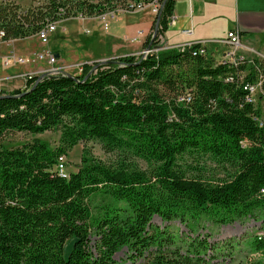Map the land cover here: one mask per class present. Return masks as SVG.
Returning a JSON list of instances; mask_svg holds the SVG:
<instances>
[{"label":"trees","instance_id":"obj_1","mask_svg":"<svg viewBox=\"0 0 264 264\" xmlns=\"http://www.w3.org/2000/svg\"><path fill=\"white\" fill-rule=\"evenodd\" d=\"M130 1L155 0H44L27 8L0 0V42L66 19L130 10ZM159 1L146 47L159 15L152 47H162L159 36L175 10L176 0ZM200 45L162 48L146 58L127 54L97 68L86 62L80 74L35 75L23 88L0 91V264H114L123 248L145 264H229L235 247L197 233L204 220L264 223V111L244 89L261 77L264 90V59L217 62L209 51L194 54ZM188 92L191 100L179 101ZM47 131L60 133L57 145L36 137ZM16 132L35 137L15 144L9 136ZM91 140L147 167L86 150L78 169L61 176L59 158ZM197 155L209 156L226 176L190 171L183 160ZM155 216L179 220L188 232L161 228ZM246 245L264 258V234Z\"/></svg>","mask_w":264,"mask_h":264},{"label":"crops","instance_id":"obj_2","mask_svg":"<svg viewBox=\"0 0 264 264\" xmlns=\"http://www.w3.org/2000/svg\"><path fill=\"white\" fill-rule=\"evenodd\" d=\"M148 8L133 13L121 12L114 18L108 17V29H104L101 17L84 18L81 21L82 24H85L83 26L92 32L91 36L88 37L81 35L79 24L74 25L70 22L71 19L64 20L63 25L58 26V30L52 35L49 46L50 50L58 57L59 67L66 73L76 75L79 71H74V69L82 63L141 52L153 31L156 16L151 9L146 10ZM141 12L145 19L147 17L146 26H144V22H138ZM135 13H139V17L132 15ZM71 25H74L75 28H72ZM216 25H221L225 30H228V33L231 30L239 32L242 41L241 47L236 50L228 42V36L222 39L213 38L216 33ZM68 27L70 30H67ZM185 30L191 32L184 33ZM168 32L181 37V40L177 39L176 35L173 37L176 41L174 46L201 43L207 47L208 44H213V48L209 50L207 47V50L215 58H218L220 54L235 50L237 55L250 59L264 56V0H176L173 17L164 34L165 37ZM14 40L16 39L9 41ZM90 44L100 45L102 51L99 57H96L92 52L89 47ZM8 49L6 45H0V58H3L2 63L5 67L12 68L19 64L7 65L5 63L8 55L15 54L13 52L14 47ZM23 49H30L28 54L34 51L30 44L21 48V50ZM84 49H86V53ZM81 52L84 54L80 57ZM17 54L23 53L18 52ZM74 54L77 58L72 59L71 56ZM250 54H257V56ZM40 66V70H42L40 74H43L45 69H42L41 64ZM66 67L72 69L66 71ZM30 71L26 72L29 73ZM10 91L13 90L2 92L8 93Z\"/></svg>","mask_w":264,"mask_h":264},{"label":"rangeland","instance_id":"obj_3","mask_svg":"<svg viewBox=\"0 0 264 264\" xmlns=\"http://www.w3.org/2000/svg\"><path fill=\"white\" fill-rule=\"evenodd\" d=\"M10 1L18 3L25 8L44 2V0H10ZM129 4L131 7L130 10L128 8H121V7L120 8L125 9V11L131 12V13L139 11L140 6H137L138 4L137 2L130 1ZM146 8H148L146 10H149V9L152 10V7L150 5H148ZM112 13L113 11L105 15H102V16H109ZM132 15L139 17L140 14L135 13ZM142 15L143 14L141 12V16L139 17L138 22H144V26H146L147 17L145 19V17ZM81 21H82V18L80 17L71 18L70 20V22L74 23V25L79 24L80 26L79 30H80L81 35L83 34V35H86L87 37L91 36L92 34L91 30L84 27L83 25L85 24H82ZM63 23H64V20L59 21L58 26L61 27ZM74 25L73 26L71 25V27L75 28ZM216 26H217L216 31H215L216 33H215V37L213 38H218V39L226 38L228 36V30H225L221 25H216ZM103 27H104V24H103ZM68 28L67 30H70V27ZM175 35L176 34L172 32H168L166 34V40H167L168 45L171 46L173 44H176L175 39H173ZM176 38L181 40V37L178 35H176ZM50 43L48 46L41 44L37 35H32V36H29L23 39H16L14 41H9V42H0V45H6L9 49H11V47H14L15 50H13V52L15 53V55H18L17 54L18 52L23 53V54H19L18 56H22V57L30 59V61L26 64L17 63L19 65H16L12 68H7L2 63L3 58H0V91L14 90L21 86H22L21 88H23V86L25 85L30 75H37V74L42 75L40 74L42 72V70H40L41 68L40 64L42 65V69L48 68L49 65L46 61L35 62L34 57L36 53L50 50L49 48V46L51 45ZM29 44L31 47H33L32 50H34V51H31L30 54H28L30 49L21 50V48H23L24 46H28ZM213 46L214 45L211 43L207 45L209 50H211ZM89 47L92 50V52L96 55V57L100 56L99 54L102 51L100 48V45L90 44ZM147 47L145 46V48L141 52L132 53V54L142 57L143 51L146 50ZM85 50L86 49H84V51ZM80 51H83V50H80ZM24 53H27V54H24ZM80 54H81L80 55L81 57L83 56L84 53L81 52ZM250 55L257 56V54H250ZM9 56L10 55H8V57ZM71 57L72 59L77 58L75 54L72 55ZM258 57H260L261 59H264V56H258ZM110 58H113V57H106L98 61H89V63L96 65L97 63H100V62L103 63ZM56 66H59L58 62ZM66 68H67L66 71H69L72 69L70 67H66ZM29 70L31 71L27 73L26 71H29ZM74 71H79L78 74H80L82 70L80 67H78L74 69ZM256 104L262 108V111H264V95L263 94L260 93L258 95ZM34 137L35 136L31 134H27L23 132H16L9 136V140L17 144L25 140L32 139ZM36 137H39L43 139L44 141L50 143L52 146H55L59 143L60 133L47 131V132L36 135ZM86 150L90 151L93 154V156L99 159H102L104 161H107V162L120 163L125 160H131V161H134L136 165L140 168L144 169L147 167L146 162L138 158H131L129 155L126 156L121 151L107 153L103 149L101 143H99L98 141L91 140L88 142H80L79 144H77L76 146L72 148V150L69 152L68 155H66L65 160H66V168L68 172L76 171L78 169V164L81 162V158ZM183 163L187 165L190 171L203 173L207 178L217 180V179H222L226 176L225 170L221 166H219L217 163H215L209 156H206V155H197L195 156V158L188 156L183 160ZM194 174H197V173H194ZM99 203H100V197L95 198L94 204L99 205ZM153 223L155 225L160 226L161 228H164L166 225H168L169 229L176 234L188 232V228L184 224H182L181 221L179 220L165 222L159 216H155L153 218ZM263 228H264V223H263L262 218L249 217L246 219L236 220L232 223L224 224L220 226L213 225L210 221L204 220L200 224L197 234H201L202 236L210 235L208 236L209 241H211L213 244L217 243L221 247H228V248L235 247L233 248L232 254L228 253L226 255L227 257L226 261L229 264H237L242 261H249L251 260V258H254L255 261H257L258 259H261L262 261H264V258H261L258 253H251V251L248 249V246L246 245V239L250 237L251 235L264 234ZM72 242H73V239H71L68 242L67 246L65 247L66 254H68L71 251ZM232 244H235V246H231ZM114 259L116 261L114 264H145L142 260H138L136 262H133L132 260H130L128 258V250L126 248H123L122 250L117 252L114 256Z\"/></svg>","mask_w":264,"mask_h":264},{"label":"built area","instance_id":"obj_4","mask_svg":"<svg viewBox=\"0 0 264 264\" xmlns=\"http://www.w3.org/2000/svg\"><path fill=\"white\" fill-rule=\"evenodd\" d=\"M152 7V11L155 15L158 14V12L160 11L161 8V2L159 0H155L153 3L148 4ZM148 5L143 4L142 6H140L139 11L144 10ZM120 12H127L125 11V9H121L119 8L117 11H113L112 14H110L109 16H100L101 20L104 23V27L105 29L109 28V23H108V17H116L118 13ZM84 19V18H82ZM58 23L59 22H54L49 24L48 27H45V29H41L36 35L38 37V39L40 40L41 44L47 46L50 43L51 37L52 35L58 30ZM89 32V31H87ZM190 30H185L184 33H190ZM1 37V34H0ZM160 39V45L162 46L161 48H157V47H152L151 49H146L143 51L142 57H147L148 54L153 53V52H158L159 49L162 48H171V47H192L193 44H186L183 46H170L168 45V43H166V37L162 34L159 36ZM228 42L237 50L241 47L242 45V41H241V35L239 32H237L236 30H231L228 33ZM201 44V43H200ZM236 50L235 51H231V52H225L224 54L220 55L218 58H216L217 62H231L234 65H237L238 62L240 60L246 59L247 57L244 56H240L236 54ZM208 52L206 45L201 44L200 47L197 49V51H194V54H206ZM35 62H40V61H46L49 65V67L45 70H43V74L47 73V74H58L61 72H64L63 69L57 65L58 62V57L57 55L51 51V50H46L44 52H39L35 54ZM30 61V59L22 57V56H18V55H10L7 59H6V64L7 65H11L13 63H19V64H26ZM89 63V62H87ZM84 63H82L81 65H79L78 67L81 68L83 67ZM35 75H30L28 78H31ZM244 89L248 92V97L247 100L249 102H252L254 104H256V100L258 95L261 93L264 95V90L262 88V78L259 77V79L253 83V84H245ZM191 100V94L188 92L186 93L185 96H181L179 97V101L181 102H189ZM66 156H61L59 158V162H58V170L61 176L63 177H68L69 173L67 171L66 168V160H65ZM262 192L264 193V189L262 190Z\"/></svg>","mask_w":264,"mask_h":264},{"label":"water","instance_id":"obj_5","mask_svg":"<svg viewBox=\"0 0 264 264\" xmlns=\"http://www.w3.org/2000/svg\"><path fill=\"white\" fill-rule=\"evenodd\" d=\"M165 2H166V0H165ZM159 23H160V15H159V17L157 18V21H156V24H155L154 33H153V38H152L151 43L148 45L147 50L152 48L153 41L155 40V37H156V35H157L158 31H159ZM98 66H99V63H97V64L95 65V68H97ZM68 74H69V73H68ZM90 74H91V73H90ZM90 74H89V75H90ZM69 75L74 76V75H72V74H69ZM89 75H88V76H89ZM44 76H45V74H42V75L40 76L39 80H40L41 78H43ZM88 76H87V77H88ZM37 82H38V81H37Z\"/></svg>","mask_w":264,"mask_h":264},{"label":"bare ground","instance_id":"obj_6","mask_svg":"<svg viewBox=\"0 0 264 264\" xmlns=\"http://www.w3.org/2000/svg\"><path fill=\"white\" fill-rule=\"evenodd\" d=\"M48 26H49V25H48ZM48 26H47V27H48ZM44 29H45V28H44ZM144 58H146V57H144Z\"/></svg>","mask_w":264,"mask_h":264}]
</instances>
